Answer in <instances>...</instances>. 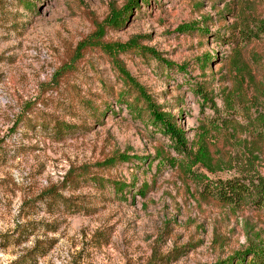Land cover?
Instances as JSON below:
<instances>
[{
  "label": "rangeland",
  "instance_id": "374dc122",
  "mask_svg": "<svg viewBox=\"0 0 264 264\" xmlns=\"http://www.w3.org/2000/svg\"><path fill=\"white\" fill-rule=\"evenodd\" d=\"M128 2L0 0V264H215L264 243V210L216 198L264 176V0H136L106 27ZM135 37L157 58L116 60L180 149L100 48Z\"/></svg>",
  "mask_w": 264,
  "mask_h": 264
},
{
  "label": "trees",
  "instance_id": "16d2710c",
  "mask_svg": "<svg viewBox=\"0 0 264 264\" xmlns=\"http://www.w3.org/2000/svg\"><path fill=\"white\" fill-rule=\"evenodd\" d=\"M135 4L136 0H129L128 4H126L124 8L119 11L112 12L107 17L105 26L109 28H118L122 26L127 19L130 8ZM194 29V27H189L187 25L179 27V30L182 32H189ZM100 34H103L102 30H100ZM100 48L111 59L112 65L119 74L121 81L135 91L137 99L144 105V109L147 113L151 126L154 127L156 131L159 133L161 132L171 140L173 149H180L184 143L183 133L180 129L175 127L173 117L162 112L160 108L154 104L149 94L145 92L143 87L130 77L125 69L116 60L117 54L124 53L132 49L144 50L154 58H157L156 54H154L151 50L138 47L136 37L121 44H104L101 45ZM205 60H209V57L207 56ZM257 122L259 123L258 127H262V130H264V119L259 118L257 119ZM61 127L64 128L66 126H62L61 124L55 122L49 129L50 131L58 132ZM203 139L204 136L200 138L198 152L190 161V166L198 163L204 164V161L206 160L205 148L204 145H202ZM128 159V156L120 154L115 157H110L100 164L101 166L113 165L116 162H125ZM112 187L115 192H121L123 188H125V184L113 182ZM216 187V198L223 204L232 205L236 203L239 205L244 200L248 199L254 208L264 210V176L257 174L248 178H233L223 182H218ZM144 189H146V186H143L142 189L138 191L140 195L144 194ZM22 258L18 260L20 263L22 262ZM215 264H264V243L259 242L256 244H248L243 250L236 252L232 256Z\"/></svg>",
  "mask_w": 264,
  "mask_h": 264
}]
</instances>
